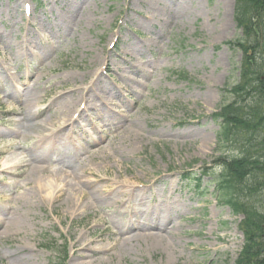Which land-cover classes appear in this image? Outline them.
<instances>
[{"label": "rangeland", "instance_id": "1", "mask_svg": "<svg viewBox=\"0 0 264 264\" xmlns=\"http://www.w3.org/2000/svg\"><path fill=\"white\" fill-rule=\"evenodd\" d=\"M26 1L0 0V88L10 78L19 92L32 89L30 99L37 95L27 106L28 96L14 87L7 86L13 94L0 89V148L11 144L0 152V169L30 155V149H51L37 162L45 176L59 170L61 159L72 158L76 167L86 165V178L92 183L72 182L75 206L69 197L74 187L64 186L61 178L37 192L30 190L33 182L25 183L26 175L1 173L0 209L12 205L9 212L20 224L16 221L17 230L9 238L0 237V264H10L18 244L27 249L22 264H84L71 250L80 238L94 239V246L100 247L86 259L88 264H234L244 244L243 215H233L219 200L212 174L219 172L217 157L233 151L229 146L218 150L220 120L213 114L229 96L223 90L239 78L241 51L228 44L241 36L234 17L236 1L165 0L179 9L171 22H165V15L149 10L151 15L138 0L131 3L132 11L126 10L129 0H76L89 7L83 23L72 37L58 38L49 27L72 1L34 0L30 24L22 10ZM42 30L45 35L39 41L35 37ZM153 30L161 31L154 43ZM147 42L153 43L150 49ZM44 50L46 55L40 56ZM104 58L110 69H105ZM127 65L131 68L125 69ZM99 70L102 85L115 96L105 97L106 104L95 110L93 101L104 92L93 85L92 100L78 105L79 94L71 90L89 87ZM23 104L35 114L33 120H44L53 129L66 121L63 143L42 141L41 127L34 130L16 123ZM12 109L18 115L9 114ZM83 109L87 114L82 117ZM115 120L118 123L108 129ZM84 137H90L91 144ZM76 140L88 154L83 146L73 147ZM103 165L112 170L111 177L120 172L119 181H138V188L149 185L142 192V209L152 213L155 206L167 208L173 231L165 240H137L132 237L136 230L115 228L110 212L121 189L104 205L87 204L90 188L98 187L101 193L108 184ZM184 172L200 175L194 181L197 187L183 180ZM116 211L129 216L130 203L124 198ZM145 232L147 239L157 232L165 236L159 230Z\"/></svg>", "mask_w": 264, "mask_h": 264}, {"label": "trees", "instance_id": "2", "mask_svg": "<svg viewBox=\"0 0 264 264\" xmlns=\"http://www.w3.org/2000/svg\"><path fill=\"white\" fill-rule=\"evenodd\" d=\"M235 1L241 36L228 44L241 51L239 78L223 90L230 97L213 114L220 120L218 150L233 151L217 157L219 172L212 175L219 200L243 215L244 244L234 264H264V0ZM191 175L184 177L193 183Z\"/></svg>", "mask_w": 264, "mask_h": 264}, {"label": "bare ground", "instance_id": "3", "mask_svg": "<svg viewBox=\"0 0 264 264\" xmlns=\"http://www.w3.org/2000/svg\"><path fill=\"white\" fill-rule=\"evenodd\" d=\"M58 1V0H57ZM72 2L68 4V7L66 8L65 12L61 15L59 18V21H55L50 27L49 31L51 32V35L53 38L55 37H72V35H75L77 30L79 29V26L83 23L84 17L86 16V13L89 10V7L86 6H80V1L76 0H71ZM134 0H129L128 5L126 6L127 11H132V7L130 6L131 3ZM140 4H146V6L149 8L148 12L151 14L149 10H154L157 11L158 16H164L165 15V22H171L173 17L176 16L179 12V9H173L168 2L165 0H138ZM79 4V6H78ZM86 5V4H85ZM76 6H78V9H76ZM14 8V7H13ZM152 15V14H151ZM128 16V13H127ZM151 22H153L151 20ZM163 29V26L160 27V30ZM34 31V29H33ZM42 33L39 34L37 33L35 39H42V35H45V31L42 30ZM161 31L153 30V34L151 36V39L153 40V43L157 41L159 38V34ZM51 37V36H50ZM40 41V40H39ZM48 42V45L50 44V40H46ZM153 43H148L147 42V48L150 49ZM18 46V45H17ZM21 48L25 49V45L21 43ZM30 51V50H29ZM46 52H41L40 56L46 55ZM126 62V61H125ZM129 64V62H126ZM103 64H105V69L109 68L108 65V59L104 58ZM131 66H126L125 69H129ZM98 70V69H97ZM101 70L97 72L96 74H93L90 80V86L89 87H81V88H73L71 90V94H79L78 100L80 99V102L78 105L83 101L85 104L90 102L92 100V95H91V88L93 85H97V88H99L102 92H104V96L102 93V96L99 94L96 96L97 101H93V107L95 110H97L99 107H101L103 104H106V98H109L110 96H115L114 90L110 89L109 86H103L102 85V79L99 78V74H101ZM99 73V74H98ZM30 79V76L27 77V81ZM6 83L4 82V86H2L0 89L5 92L6 94H13L14 92L10 88H15L17 89L18 93L20 95H25L27 100V106L33 103L35 97L37 96L36 93L32 94V97L30 99L31 91L32 89L27 87L24 91V89H21V92H19V88H16L15 84L13 81L10 80H5ZM33 82V81H32ZM11 86L8 88L7 86ZM75 99V97H74ZM25 100V101H26ZM76 100V99H75ZM94 100V99H93ZM75 101H71V106L73 107V104ZM37 105V104H36ZM92 107V108H93ZM19 116L21 119L19 122L16 121L19 125L24 126L34 129V130H39L41 127V140L42 141H48L51 144L59 143L58 140H61L62 137L60 136L62 133H65L67 130V124L65 125V122L62 126L59 128L53 129L51 128L52 124H49L48 122L44 120L36 121L33 120V117L35 114L32 112V110H27L26 106L23 104V107L20 108L19 110ZM70 111V110H68ZM39 112V111H38ZM65 112V111H64ZM67 112V110H66ZM71 112V111H70ZM69 112V113H70ZM9 114H12L13 116L18 115L14 110L12 109ZM82 117L86 115V109L82 110L81 113ZM81 117V116H79ZM118 117H122L121 115H118ZM117 119V116L115 117ZM76 120V119H75ZM12 122H15L12 120ZM118 121L115 120V122H112L111 124H108V128H111L114 126V124H117ZM73 124V123H72ZM131 124V122L127 123ZM74 126V124H73ZM126 126V125H125ZM128 127V126H127ZM129 130V129H128ZM127 130V131H128ZM109 135H112V132L109 133ZM101 139V137H100ZM91 139L88 137L86 139V142L88 144H91ZM63 143V141L61 140ZM64 145V144H63ZM68 146V145H67ZM11 147V144L6 143L5 145L0 148V152H5L8 151L9 148ZM64 147V146H63ZM61 147V148H63ZM73 147H78L76 144L73 145ZM84 148V147H83ZM31 155L33 156V160L31 162L25 161V160H18L11 164L10 166L6 165L4 168L0 169V174L3 172H6L10 175H15V176H24L26 175L27 179L25 183L29 184L30 182L34 183V187L31 188L30 190H36L37 192H40L41 189H44L45 187H50L51 184H57L56 181L61 178V182L63 183L64 186H67L68 188L74 187L75 184L72 182L76 180L77 182H80L83 185H88L92 183V180L88 177L86 178V174L88 169L86 168V165H83L82 167L78 168L72 165L70 167H67L69 170L64 171V170H58L55 172H48L49 176L44 175V170L42 171V167L38 165V161L44 160L45 158V153H40L37 150L30 149ZM88 149H85V152H87ZM103 152H106L105 149H103ZM108 156V155H107ZM109 157V156H108ZM64 162V159H62ZM102 164V163H101ZM29 169L27 170V168ZM102 168H104L105 173H107V181L108 184L105 185L103 188H101V193L99 192L98 187H93L90 188V193L89 197L90 201H88V205H94L96 207H99V205H104L106 204L105 199L109 198L111 199L114 196V193L118 190L121 189V192L119 194H116L114 199H112L113 203L115 202L116 206L115 209L112 210L111 213V218L113 219L115 228L121 232L125 231V233L130 232L131 230H136V233L133 234V238L135 239H145V240H150L154 243H159L165 240L166 237H168L169 233L173 231L172 227H170V219L172 218L169 212L167 211V208L165 211L162 209L158 208V206H155V209L152 213L147 212L146 210L142 209V200H143V193L145 187H149V185L143 184L142 188H138V181L132 182V183H137V184H127L126 182H122L118 180V177L121 175L120 172H117V177H111L110 173L112 170L108 168L106 165H103ZM101 166L97 167L95 169L96 173H100ZM56 180V181H55ZM56 182V183H54ZM82 188V186L80 187ZM60 189V188H58ZM150 189V187H149ZM73 193L70 197L71 202L74 203L76 206L77 204L75 203L76 197L74 195V190L75 187L72 188ZM80 194V192H79ZM152 194V193H151ZM83 195H86L83 192ZM125 198V203H130V213L129 216H126L125 218L123 217V213L121 211H116L117 208L119 207V204L122 203L123 199ZM105 202V203H104ZM13 206L10 205L9 207L5 208L4 211H2V214L0 215V226L2 228L0 232V237L2 238H9L12 236V232H15L17 230L16 221L18 225L20 222L17 220V218H14L9 211L13 210ZM12 208V209H11ZM9 212V215H7ZM7 215V216H6ZM140 218V219H139ZM15 224V225H14ZM159 226V227H158ZM147 229L149 230H159L165 233V236L163 238L162 235L157 232L155 233V236L152 237L151 239H147L146 235L147 233L145 232ZM112 233V231H110ZM159 238H158V237ZM146 237V238H145ZM130 239H132L129 236ZM83 240V239H82ZM81 238L76 239L72 243V254L75 256L76 259H81L84 264H88L90 261H87L86 259L89 257L94 256L95 253L100 252V247H95L94 242L95 240H83L82 242ZM125 243V242H124ZM26 251L27 249L22 246H18L13 250V253L11 255L10 259V264H22L23 258L26 256Z\"/></svg>", "mask_w": 264, "mask_h": 264}]
</instances>
